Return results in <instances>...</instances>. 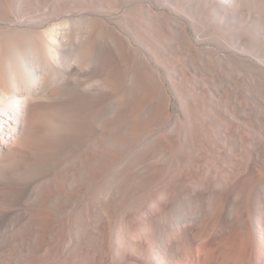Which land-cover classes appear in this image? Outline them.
Masks as SVG:
<instances>
[{"label": "bare ground", "instance_id": "6f19581e", "mask_svg": "<svg viewBox=\"0 0 264 264\" xmlns=\"http://www.w3.org/2000/svg\"><path fill=\"white\" fill-rule=\"evenodd\" d=\"M239 61L264 73V0H0V264H116L131 258L133 220L148 223L152 264L199 249L218 264L214 242L242 251L253 229L263 239L261 128L227 103L230 126L253 133L226 126L227 159L217 143L203 148L210 120L195 103L172 117L163 91L178 69ZM246 73L242 83L264 85ZM212 78L193 81L238 80ZM210 156L227 172L195 164Z\"/></svg>", "mask_w": 264, "mask_h": 264}, {"label": "rangeland", "instance_id": "374dc122", "mask_svg": "<svg viewBox=\"0 0 264 264\" xmlns=\"http://www.w3.org/2000/svg\"><path fill=\"white\" fill-rule=\"evenodd\" d=\"M179 55H181L180 56L181 58L183 57V54H179ZM179 55L177 54L178 57H179ZM172 58L174 59V57H172ZM239 62H242V64H238L239 67H241L242 69L241 68H238V69H235L234 68V71H233V69H231L230 71L229 70H225V69H223V70L217 69L216 72L215 71H212V70H210L208 72V70L205 69V70L200 71V72L197 73V72H193V70H189V69H186V70H182V69L179 70L178 69L176 71L177 74L174 73V75L177 76V78L179 77L184 83L178 84L179 82H181V80H178V79H177V81L175 83L176 85L172 84L167 79H164V81H163V83H164L163 91H164L166 97H168L169 98V101H170V103H169L170 109L168 111L169 112V115H171L172 117H174L177 113H180L181 115H186V112L188 111V107L189 108H192V106H190L189 104L192 105L193 103H195L194 104V107H195V111H194L195 114L194 115H196V116L198 115V117H203L204 116V118L207 117V119L210 120V121H207L206 124L203 125L204 127H202L201 125L198 126L199 132L202 131L204 133L203 134L201 132V134L203 136V137L202 136L201 137L202 138H205V139H200V140L205 141V142L201 141V143L203 144V148L206 147L207 146L206 144L208 143V145H209L208 147H210L209 148L210 150H211V148H212V150L215 149V148H217V144L219 146L218 148H221V150H224L225 148L223 147V145L220 142H221V140H223V133H224V131H226L227 128H228V130L230 128L229 131H231V132H235L237 128L240 129V131L237 129L238 132L237 131L235 132L236 135H238V133H241V132L245 134V132H246V134H245L246 138L253 134L251 132L252 129L250 127H248V129H247V126H250L249 124L248 125L245 124V127H246L245 128L244 127V124L239 123L237 125L236 122L234 123L232 121L233 123L230 126L231 121L228 119V117H227L228 115L227 116H225L226 114L222 115L223 114L222 113L223 108H226L228 106V104H229V106L227 108L230 109L231 108V105H233L234 108L232 110H233V112L235 114L239 115L240 117L243 116V118L245 117L244 119H246L247 122H249V123L252 122L255 125L254 127H255V129L258 132H260V128H261V133H264V128H263L264 127V124H262L260 126L259 123H258V121H257L258 119H260V120H263L264 119V115H263L264 114V85H259V84H257V85H255V84L251 85L247 81H244V82H246L245 84L242 83L243 81L241 79H242V77L244 78L246 76L245 73H246L247 68L245 66L243 67V65L245 64L244 61H239ZM224 70L227 72V74L224 72ZM237 70L239 72H237ZM244 70H245V72H243ZM240 71H242V72L240 73ZM247 71H249V70H247ZM182 72H184V73H182ZM202 72H204V73L202 74ZM232 72L235 73V75ZM249 72H247L246 74L251 75V73H253L254 75L257 74L256 76H259V75L262 76L263 75L262 77H264V73H262L260 71H255L257 73H254V72H250L249 73ZM212 74L214 75V77H218V78H220V77H223L224 78L225 77L224 80L225 79L226 80H228V79H233V80L235 79V80H237L238 79V80H237V82H234V83L233 82H226V83H222L221 85H219V84L218 85L217 84L216 85H210V86L206 85V86H203V87H200V86L198 87V85L197 86L195 85L196 84V81H195L196 78H204L203 80L206 81L208 79L210 80V78L213 79L212 78L213 77ZM236 74H237V76L239 74V76L237 77ZM193 75L195 77L196 76L197 77L195 78ZM227 75L228 76L230 75V76L228 77ZM234 77H236V78H234ZM193 79H195V80L193 81ZM186 88H188V91L186 90ZM200 88H203V89H200ZM181 91H182V93H181ZM187 93H189L191 96L189 94H188L189 96H186ZM203 96H206V97H203ZM194 97H196V99ZM201 98H203L204 100L203 99L201 100ZM194 99L196 101H193ZM184 100L187 101V102H185ZM215 100H218V102L220 103V106L221 107H218L217 108L215 106H212V107L209 106L210 103H211L210 101H215ZM185 103L187 104V106L189 105L188 107L185 106L187 108L186 110H185V107H184V105H186ZM204 103H206V104H204ZM196 104H197V106H195ZM226 104H227V106H225ZM256 104H258V105H256ZM181 105H183L184 108H182ZM203 106L205 107L204 110H203ZM199 108H200V110H199ZM209 109H210V111L212 109L211 113H210ZM206 110H208L209 112L206 111ZM202 111H204L203 112L204 114L202 113ZM196 113H198V114H196ZM200 113H201L202 116H200ZM209 113L210 114L214 113V114L210 115ZM217 113H218V116L215 117L216 116L215 114H217ZM187 114H189V112H187ZM245 114H246V116H244ZM214 117L216 119H218L217 122H215L216 120L214 119ZM246 117H248V118H246ZM225 120L230 121V122H227V124H226V121ZM210 122L212 124L211 126H210ZM207 123H208V125H207ZM240 124H242V125H240ZM213 127H214V129H213ZM222 127H223V129H222ZM225 127H226V129H225ZM201 128H204L206 130L203 131V129L201 130ZM262 128H263V130H262ZM215 129H217V130H215ZM242 129L243 130L245 129V130L243 131ZM205 132H206V134H205ZM226 132H228V131H226ZM250 133H252V134H250ZM247 140H249V138ZM213 143L214 144L217 143V144L213 146ZM202 144H200L198 146V147H200L201 150H203V148L201 147ZM246 146H247V144H246ZM223 153H224L225 157L228 159V156L225 153V150H224ZM203 155H208V154H203ZM245 157L247 158V156H243V157H240L239 159H243L244 158L243 160H245L246 159ZM197 159L195 160V164H198L202 160H205V159H211L210 161H212L214 164H216V166H218L219 169L222 170V172H227V167H225V164L221 160H219V158L216 157V156H214V158H213V156L212 157L210 156V158L209 157L208 158L205 157V158H203L201 160H200L199 157H197ZM218 161H219V164H218ZM239 176H238V179H239ZM238 181H240V180H238ZM239 185H241L240 182H239ZM133 221H134L133 224L131 222L130 223L127 222L126 228H125V231H124V234L125 235L128 234L126 237L129 236L128 239L130 240V242H129L130 243V247L129 248H131L130 249L131 250L130 257L131 258L129 257L130 259H127V260H124V261L123 260H119V261L116 262V264H129V263L130 264H146V263L147 264H149V263L152 264V262L148 260V256H147V254H150L149 251H151V249H150V245L151 244L148 241V235H147L148 234V231H146V230L143 231V228L145 229L146 227H148V223L145 221L147 223V225H146L145 222L144 223L141 222V221L139 222L138 220H133ZM252 231L253 232H251V235H250V242L247 245V247H246L245 250H244V247H243L242 251H240L239 248L237 249L236 247H234L236 244L234 246H232V247H230V246L224 247V246H220L219 243L214 242L211 250L212 251L213 250L217 251V253L219 254V256L221 255L225 259V260L224 259L222 260V258H220L221 260L219 261L218 264H221V262H222V264H225V263L226 264H250V263L252 264L255 259L258 261V259L260 257L258 255H263V251H264V245H263L264 244V240L263 239L264 238L262 239L260 237V235L254 229ZM139 234H140V236H139ZM199 251H200V249H199ZM199 251L198 252L197 251L195 252V256L197 258H193V253H188L185 256L184 259H182V260H180V259L175 260L174 259L169 264H203L202 262L200 263V261L198 260L199 259V256H200L199 255ZM223 261H224V263H223Z\"/></svg>", "mask_w": 264, "mask_h": 264}]
</instances>
